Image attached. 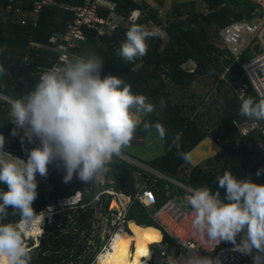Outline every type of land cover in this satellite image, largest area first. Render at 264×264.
<instances>
[{"label":"trees","instance_id":"obj_1","mask_svg":"<svg viewBox=\"0 0 264 264\" xmlns=\"http://www.w3.org/2000/svg\"><path fill=\"white\" fill-rule=\"evenodd\" d=\"M111 1L116 3L118 14L124 17L123 22L110 34L102 36L84 27L85 40L77 42L75 47L67 50V54L71 59L73 56L95 53L104 61L102 78L109 74L120 76L131 85L134 94H143L156 105L153 113L141 116V124L129 145L144 142L149 133L143 129L144 120L153 124L160 122L167 130L166 139L163 140L165 152L146 164L164 177L192 187L207 185L215 192L219 190L216 176L230 170L237 177L250 176L253 182L264 184V172L258 178H253L258 171L264 170V121L253 122L239 115L241 92L259 101L242 68L243 62L259 50L250 43L239 55H234L223 45L219 36L221 30L235 23L264 19L263 6L254 0H192L173 5L165 21L167 41L157 34L146 41V55L134 62H127L117 55V51L132 26L126 21L128 14L138 9L140 17L135 24L148 27L151 23L164 25V22L147 0ZM153 1L163 6L166 0ZM31 2L25 0L23 13L26 16ZM55 2L54 6L40 11L35 25H20L15 12L4 11L6 0H0V66L5 69L4 74L0 75V93L3 95L14 100L20 98L38 82L40 72L53 67L57 61L59 53L54 45H49L48 39L64 34L73 20V13L64 11L60 5L77 6L82 0ZM217 38L222 47L217 45ZM199 78L209 79L214 85L206 98L192 89ZM161 98L166 101L163 109L159 105ZM10 107L8 101L0 98V135L5 137L4 151L26 159L25 146L18 136H14L9 146L6 145L14 127L8 121ZM245 122L256 123V126L249 129L247 134H242L237 123ZM177 133L182 134L180 151L188 155L187 160L178 155L172 143ZM208 139L218 144L219 150L212 157L200 160L217 149ZM189 156L191 160L200 162L192 165ZM107 174L110 183L95 186L75 178L65 184L62 182L64 173L54 166H50L47 177L37 174L38 197L33 202L37 214L75 191L83 193V207L77 206L60 213L53 218L52 224H45L38 243L34 245L30 241L27 245L32 257L30 264H94L91 261L100 247L90 253L86 251L94 231L96 208L100 209L102 215L111 213V196L102 194L104 190L113 189L133 197L138 192L136 185L139 180L138 185L145 184L154 192L157 205L168 199L166 194L169 189L172 190L171 197L182 194L169 180L142 171L120 157H113L107 165ZM0 188L7 191V185L0 184ZM219 191L223 196V190ZM99 194V199L94 200ZM152 222L147 210L135 201L126 221L127 232L149 233L133 234L136 245L133 264H147L151 255L148 245L161 238L160 231ZM102 232L93 237L97 244ZM125 243L129 249V238L125 237Z\"/></svg>","mask_w":264,"mask_h":264},{"label":"clouds","instance_id":"obj_2","mask_svg":"<svg viewBox=\"0 0 264 264\" xmlns=\"http://www.w3.org/2000/svg\"><path fill=\"white\" fill-rule=\"evenodd\" d=\"M125 35L117 55L134 62L146 55V41L157 32L133 24ZM103 65L95 53L73 56L44 70L34 87L11 104L8 121L14 125L12 135L25 146L26 159L5 152V137L0 135V184L7 185V191L0 188V264H30L27 245L38 243L45 227V223L41 227L43 212L54 205L40 214L35 212L37 174L47 177L54 166L64 173L65 184L75 178L95 186L113 157H120L129 146L141 116L155 111L156 105L145 95L134 94L120 76L102 78ZM4 72L0 66V75ZM159 105L163 109L166 101L161 98ZM239 115L253 122L264 121V98L257 101L241 92ZM142 126L148 132L154 129L160 140L166 139L167 130L160 122L144 120ZM181 137L177 133L172 143L187 160L188 155L180 151ZM215 182L223 196L204 185L192 188L186 197L194 213L193 228L210 241L232 244L234 251L251 256L252 264H264V184L253 182L250 176L237 177L230 170L217 175ZM13 217L16 219H10ZM38 220H42L39 233L28 235ZM176 264H220V260L193 250Z\"/></svg>","mask_w":264,"mask_h":264},{"label":"built area","instance_id":"obj_3","mask_svg":"<svg viewBox=\"0 0 264 264\" xmlns=\"http://www.w3.org/2000/svg\"><path fill=\"white\" fill-rule=\"evenodd\" d=\"M55 4V0H32L31 9L26 16L23 13L25 11V0H6L4 11L6 13L15 12L16 21L20 25H35L40 11L45 7L54 6ZM60 8L73 13V20L67 26L64 34L53 35L48 39L49 45H54L59 53L54 65L67 62L69 60L67 50L75 47L77 42L85 40L84 27L96 31L99 36L108 35L124 19L122 15L118 14L116 3L111 0H82L80 5L62 4ZM139 17L140 11L135 9L128 14L126 21L128 24L133 25L138 21ZM260 20L262 19H258V21ZM254 23L253 21L235 23L221 30L219 36L223 45L234 55H239L246 45L253 44L254 40L261 42L260 50L242 64L244 75L258 96V99H261L264 98V34L257 35L255 33L259 28L263 32L264 23H261L259 26ZM247 32L250 34L254 33V35H252V39L248 43H242L243 37H247ZM255 44H257V41ZM43 71L40 72V75ZM0 98L8 101L10 104L15 101L2 93H0ZM247 133L248 130L243 131V134ZM262 134L264 135V131H262ZM120 158L136 165L142 171L169 180L182 191V194L171 197V191H168L166 194L168 199L157 205L154 192L147 188L145 184L136 185L138 192L133 197L126 196L113 189L104 190L102 194L111 196V201L115 202V208L110 207L111 213L109 215H101V222L104 225L100 230L105 229L108 224V228L111 227V231L106 242L101 244L99 251L96 253L97 255H95L96 258L100 252L108 247L109 241L112 238L127 229L122 221V217L128 214L134 202L138 201L147 210V216L153 221L152 225L156 224L157 227L153 226L160 231L161 235L159 241L149 244H153V249L149 248L151 255L147 264H176V260L182 255H187L193 250L200 256H209L213 259L219 257L220 264H252L251 256L242 255L238 251H234L232 244L223 241H210L206 234H200L193 228L194 213L189 207L186 197L194 187L181 181L164 177L145 162L139 161L127 154L122 153ZM100 195L94 197V200H98ZM179 197L182 199L181 202L177 201ZM82 201L83 193L79 191L70 196L60 198L54 205L47 207L46 211L43 212L45 213L43 220L45 222L42 223L41 227L44 226V223L51 224L53 218L60 213L70 211L77 206L82 208ZM153 208L155 211L151 213V209Z\"/></svg>","mask_w":264,"mask_h":264},{"label":"rangeland","instance_id":"obj_4","mask_svg":"<svg viewBox=\"0 0 264 264\" xmlns=\"http://www.w3.org/2000/svg\"><path fill=\"white\" fill-rule=\"evenodd\" d=\"M187 1H192V0H166L165 4L163 6H159L153 0H147V2L151 3L152 6L157 10L158 16L164 22V25H159L157 23H155V24L151 23L149 28L154 29L157 32V34L164 37L165 41H167L168 37H167V34L165 32V28H166V22L165 21L167 20L168 11L172 8L173 5L181 4V3L187 2ZM193 1H196V0H193ZM254 1H256V3L258 2L259 4H261L264 8V0H254ZM263 20L264 19L258 21V19H254L253 22H255L254 24H257V26H259L261 23H264ZM262 33L264 34V30L262 32V31H260V28H259L255 34L262 35ZM246 35H247V37H245V36L243 37L242 43H244V42L248 43L252 39V35H254V33L250 34L249 32H247ZM256 41H257V44H259L258 48L260 49L261 48V42L259 40H256ZM256 41L254 40L253 44H255ZM216 43H218L217 45L219 47H222V43H221L219 38L216 39ZM254 53H256V52H254ZM192 66H193V64L191 63V67ZM213 87H214V85H212V83L209 81V79L199 78V79H197V81H195L193 83L192 89L194 90V92L198 91V92L202 93L206 98V95L208 93H210V91ZM246 123H251V122H245V123H241V124L237 123V127L240 129L242 134H243L244 130H247V127L243 125ZM253 125H254V123L251 126L254 127ZM13 138H14V136L12 134H10L8 136L7 142H6L7 146H9L12 143ZM208 140L213 142L211 139H208ZM216 148L219 150V145L216 146ZM164 152H165V146L163 144V141L159 139V137L156 134L154 129L146 135V137L144 138V142L137 144V145H129L127 148L122 150V153L127 154V155H129V156H131V157H133L139 161L145 162V163L147 161H149L150 159H152L153 157L162 155ZM214 153L215 152L208 155L207 157H212ZM258 177L259 176H257V175H253V178H258ZM38 181H39V179H38ZM99 183H100V185H106V184L110 183V176L107 174V171L102 176L101 181ZM137 183L140 184L139 180H137ZM168 191H172V190L169 189ZM112 202L113 201H111V203L109 204V207H111ZM111 208H113V207H111ZM154 211H155L154 208L151 209V213H153ZM100 213H101L100 209L96 208V214L94 217V231H92V234L90 237V242H89L90 247H89V249H87V251H86L87 253H90V251H94L96 248L100 247L101 244L106 242L107 237L109 235V232L111 231V227L108 228V224H107L106 228L105 229L103 228L102 237H100L99 243L97 244L95 242V240L93 239V237L99 236L100 227L104 225V223L101 222V215L102 214H100ZM153 225L156 226V224H153ZM128 235H130V233H128ZM149 248L152 250L153 244L149 245ZM132 251H133V247H132V243H130V247H129L128 251L126 252L127 256H125L124 254H121V255L119 254L118 256L115 257V259L112 263L113 264H120V263H122V261L124 262V264L133 263L131 261V257H132V255H134V253ZM123 258L125 259V261ZM95 259H96V256L94 257V259H92L91 263L95 262Z\"/></svg>","mask_w":264,"mask_h":264},{"label":"bare ground","instance_id":"obj_5","mask_svg":"<svg viewBox=\"0 0 264 264\" xmlns=\"http://www.w3.org/2000/svg\"><path fill=\"white\" fill-rule=\"evenodd\" d=\"M111 207L115 208V202H112ZM128 215H129V213L123 215V217H122V221H123V223L125 225H126V221H127ZM41 221L42 220H38L36 222L33 230L30 231L28 233V235L34 236V235L39 233V226H40V222ZM134 233H149V232H134ZM134 233L132 232V233H130V235H128V232H127V229H126L123 232H120L119 234H117L114 238H112L109 241L108 247L106 249H104V251H102V252H100L98 254L94 264H113V263H111L113 261V258L118 256L119 254L120 255L124 254L125 256H127L126 252L128 251V248H127V245L125 243V237L129 238L130 242L132 243V247H133V251L132 252L134 253V255H132L131 261L134 263V258H135V255H136L135 239L133 237ZM159 236L161 237L160 234H159ZM124 261H125V259H124ZM133 263H130V264H133Z\"/></svg>","mask_w":264,"mask_h":264},{"label":"crops","instance_id":"obj_6","mask_svg":"<svg viewBox=\"0 0 264 264\" xmlns=\"http://www.w3.org/2000/svg\"><path fill=\"white\" fill-rule=\"evenodd\" d=\"M252 124H253V123H246V124H243V125L247 127V130H249V129H252V128H253V127L251 126ZM212 143H214L216 146H218L215 142H212ZM217 151H218V149L215 150V153H216ZM215 153H214V154H215ZM214 154H213V155H214ZM206 157H207V156H204V157H202L201 159L206 158ZM201 159H200V160H201ZM189 160H190V162H191L192 165H195V164H197V163L200 162V160H198V161H193V160H191L190 156H189ZM80 192H81V191H80ZM81 193H82V192H81ZM100 231H101V230H100ZM157 233H158V232H157ZM158 234H159V233H158ZM114 259H115V257L113 258V261H114ZM113 261H112V262H113ZM112 262H111V263H112ZM120 264H123V263H120Z\"/></svg>","mask_w":264,"mask_h":264},{"label":"water","instance_id":"obj_7","mask_svg":"<svg viewBox=\"0 0 264 264\" xmlns=\"http://www.w3.org/2000/svg\"><path fill=\"white\" fill-rule=\"evenodd\" d=\"M253 46L255 49H258V47H259L257 44H254ZM112 199H114V198L112 197ZM181 200H182L181 197L177 198V201L181 202Z\"/></svg>","mask_w":264,"mask_h":264}]
</instances>
